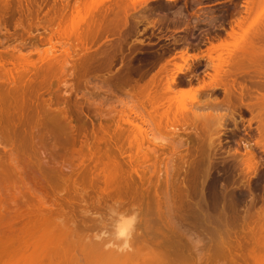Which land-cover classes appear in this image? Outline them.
I'll list each match as a JSON object with an SVG mask.
<instances>
[{"label":"rangeland","instance_id":"1","mask_svg":"<svg viewBox=\"0 0 264 264\" xmlns=\"http://www.w3.org/2000/svg\"><path fill=\"white\" fill-rule=\"evenodd\" d=\"M91 11L109 13V17L110 12L124 13L123 20L127 24L122 31L124 41L119 42L116 36L111 35H103L93 42L74 41L73 38L66 42L41 39L44 36L43 28L50 32L57 28V31H69L73 25L84 27ZM0 13L5 16V19H0L2 171L7 168L6 161L8 164L12 160L15 168L29 164L28 168H24L30 169L41 182L43 193L40 191L39 198L45 199L43 202L50 206L48 208L53 207L51 210L58 213L62 211L59 214L79 229L83 225L93 226V234H101L104 241L112 239V231H108L114 228L112 223L115 219H110L117 218L118 214L120 218L122 213L129 215V211L135 207L140 226L135 225L134 235L143 241L142 246L146 245L157 253L164 251L165 261L170 262L167 264H204L207 255H210L207 264H229L226 257L215 256L206 250V231L203 230L206 228L205 222L199 217L196 224L194 213L196 206H199V210L215 216L220 209L219 203L222 202L220 189L224 188L228 195L233 193L231 195L235 206L231 209L233 222L230 223L227 242L230 241L231 245L235 241L241 243V247L230 248L238 264H253L251 260L243 259L247 258L251 247L244 245L249 237H243L240 231L243 219L252 228L257 229L260 225L257 214L264 209V149L260 145L256 146L260 138L256 122H252L249 128L248 121L252 117L249 111L243 108L240 117L236 107L232 109L234 104L228 107L227 102H224L226 97L233 94L228 95L229 91L223 94L219 82H224V78L215 79L219 88L209 86L213 82L205 75L210 69L204 71L207 61L203 57L211 43H222L224 47L220 51L223 58L232 52L233 55H239L241 46L249 42L244 39L257 37V46L261 47L258 49L263 48L260 61L263 60L261 66H264V0H149L147 3L141 0H0ZM237 22H240L239 28H236ZM231 28L236 32V36L232 38L228 37ZM59 43H65L68 48L70 46L72 52L64 70H61ZM87 48L91 49L88 53L85 52ZM103 50L110 53L107 60L113 57L111 68H102L106 59L96 55ZM185 52L203 57L197 64H193L190 58L183 63L180 56ZM20 58H28L33 63V68L23 69ZM86 61L91 62L88 74L84 70ZM163 65L170 73L175 71L176 66H181L182 69V73L177 75V85L173 87L171 97L168 95L171 98L169 104L168 100L162 98L164 95L161 91H165L163 83L167 79L162 74L156 78L157 87L152 90L153 93L150 92L148 96L142 90L144 84ZM190 67L192 71L189 72ZM248 75L253 76L251 72ZM244 76L237 74L231 79H235L237 85L240 83L253 89L250 84L257 79L251 76L250 82L247 81L250 76L247 80ZM235 88L240 91L239 85L234 90ZM237 90L232 99L235 97L237 100L236 96L239 98ZM245 93L244 91L242 94ZM254 95L256 93H253V97ZM220 102L222 105H219ZM244 102L246 103V98ZM214 104L219 107L216 111L205 108L209 105L216 106ZM189 110L191 113H188ZM194 110L205 117L210 115V120L224 114L226 120L222 123L223 129L217 128L214 121L205 125L208 120L201 119L199 113L196 115L201 118L197 120L193 117ZM161 113L162 116H167L161 117L162 121ZM148 114L152 122L149 120L150 116L146 117ZM140 117H145L146 120ZM230 117L236 121V128ZM147 120L149 121L146 122ZM169 124L174 127H169ZM138 127L148 135L147 141L143 138V150L148 157L143 166L144 152L139 153L136 149V144L142 139L136 135L139 134L135 130ZM107 138L117 140L118 151L112 150L117 155H111L113 159L117 157L116 162L117 159L120 161L117 162L118 166H122L113 173V179L110 180L112 182H105L108 189L102 182L105 181L103 174L98 168H94L96 162H99L95 158L99 155L101 157L103 153H95L96 145L101 150L103 147V150L109 149L105 146ZM86 141L94 149L90 153ZM245 144L251 147L260 165L253 175L241 164V158L242 161L247 158ZM59 155L61 157L56 161ZM55 165L59 167L55 168ZM54 169L61 174H56ZM133 169L137 171L133 172ZM4 172H0V177ZM117 172H120L119 175ZM114 177H118V181ZM14 179L9 182V193L14 195L15 190L20 196L22 183H19L18 177ZM12 182H18V185L15 183V189ZM54 206L60 207L58 209ZM198 224H204V227ZM110 226H113L112 229ZM113 237L116 244L119 239L116 240L115 235ZM172 241H176L174 243L177 245ZM172 245L176 248L178 246L180 251L173 249L175 246ZM146 247L145 253L148 250L151 252ZM256 249L262 251V248ZM172 251L181 253L179 255ZM93 257L90 256V263L88 260L86 262L122 264L120 259L112 262L108 256L102 257L103 261L97 259V256Z\"/></svg>","mask_w":264,"mask_h":264},{"label":"bare ground","instance_id":"2","mask_svg":"<svg viewBox=\"0 0 264 264\" xmlns=\"http://www.w3.org/2000/svg\"><path fill=\"white\" fill-rule=\"evenodd\" d=\"M141 1L143 3H147L149 0H141ZM167 1L173 2V0H167ZM108 14L107 13H100L97 11H95V12L91 11L87 16V19H86L87 22L85 23L84 27L73 25L69 29V31H62V30L57 31V29H58L57 28V29H55L56 31L50 29V30H52L50 32H46V29L43 28L44 36L41 37V35H40V37L43 41L55 40V41H60V42L61 41L66 42V41L72 40V38H73L74 41H90V42H93V41H96L97 39L101 38L103 35H105V36L111 35V36H116L117 41H119V42L124 41V40H122V31L127 25L123 20L125 14L120 13V12H110L111 17H109ZM0 19L1 20L5 19V16H3V15L0 16ZM239 27H240V22H237L236 28H239ZM23 30H24V28H23ZM234 36H236V32L233 28H231V31L228 34V37L232 38ZM256 38L255 39L245 38L244 40L247 39L246 41L247 42L249 41V42L246 43L245 45L241 46L242 48L240 47L241 50H240L239 55H235V54L233 55L232 54L233 52H232V53H229L226 58H223L222 54H221V51H222L221 49H223L224 46L221 45L222 43L217 44V45L216 44L212 45V43H211L210 47L206 51V54H204V57H203V55L202 56H199V54L198 55H190V54H187L185 52L184 54H182L180 56V58L182 59L181 61H183V63L186 62L188 60V58H190L189 60L191 62H193V64L199 63L201 60V57L205 58V60L207 61V65H205L206 68H204L205 69L204 71L207 72V70L210 69L209 72H211V74L209 72H207V74H205V75L209 76L208 78H211L209 80L213 82V83H210V85H209L210 87L214 86L216 88L217 87L219 88L218 83H215V79L220 78V77L224 78L223 80H225L226 82L225 81L221 82L222 80L219 82V84L221 83L220 86H222V88H223V91H224L223 94L225 92H228V91H229L228 95L230 93H233V94H230V96H228V97H226L227 94H225L226 96L225 95L224 96L226 97L225 99H227V101H225V99H224V102H227L226 104L229 105V106L227 105L228 107H231L230 105L233 106V104H234L235 106L232 107V109L233 108L235 109V107H236L235 110L239 112V115L237 114L238 116H240V113H241L243 108H245L246 110L249 111V114H251V116H252L250 118V120L248 121L249 128H250V125L252 122L253 123L256 122L257 126H255V127H256V131L258 133V136L260 138V141L256 142V146L260 145V146H262L261 148L264 149V68H263L264 66H261V63L263 60L260 61V59H262L261 52H263L262 51L263 48L260 50L258 49L261 47H259L260 46L259 44H258L259 46H257V42L259 41V39H256ZM260 40L262 41L263 38ZM252 41H254V42L257 41V42L255 44ZM59 44H60L59 48H60L61 57H62V59H61L62 60L61 70H64V66H66V65L68 66L67 60L72 57L71 56L72 52H70V49H69L70 46L68 48L67 45L66 46L64 45L65 43H59ZM109 49H112V47ZM72 50H73V48H72ZM107 50H103L99 53L96 52L97 53L96 55L99 56L98 58H101L103 60H105L106 58L108 59L110 57L109 52H111V51L108 50L109 51L108 52ZM86 51L88 53L91 51V49L87 48L85 50V52ZM51 54H53V52H51ZM184 55L186 57H184ZM52 56H54V55H52ZM59 56L60 55H58V57ZM45 57H47V56L46 55L44 56V59L46 60ZM54 57H57V55ZM39 58H41V57H38V59ZM111 58L113 59V57H111ZM111 58H110V60L106 59L105 62L102 60L103 61L102 68H106L107 66L110 67V65H112L111 64V62H112ZM89 59L87 61H89ZM47 61H49V60H47ZM90 61H93V60L90 59ZM20 62H21L20 66L25 70L29 69V68H33V63H31V61L28 58H26V59L20 58ZM56 62L58 63V60ZM59 62H61L60 58H59ZM89 63H91V62H89ZM89 63L87 62L85 64V69H84L85 73H87V74H88V72L90 73V69H91V68H89ZM166 64H168V62ZM34 66H35V64H34ZM59 68H60V66H59ZM159 70L160 71L155 76H153L149 82L144 84V86L142 87V90L144 89V91L147 92L148 96H149L150 92L153 93L152 90L157 87L156 78L159 74H160V76L162 74L164 76V78H167L166 82L163 83L164 84L163 87L165 88L166 92L164 91V89L161 91L163 93L162 95H164V96H162V98L168 100L167 102L169 104L171 102L170 93L173 92L172 91L173 87H175L177 85L176 78H177L178 74L182 73V69H181V66L180 67L176 66L175 71L173 73H170L169 71H167L166 66L163 65V66H161V69H159ZM188 71L189 72L192 71V68L189 69ZM250 72L253 74V76L251 75L253 77V79H257L254 82H253L251 76L248 75ZM85 73H83V74H85ZM87 74H85V75L87 76ZM167 74H169V75H167ZM237 74H241L242 76L246 75L247 77L244 76V78H246L245 80H247V78H249V76H250V78L247 81L251 82V80H252L250 86L253 85L251 87L253 89H249L247 86L239 83L238 85H239L240 91H238L237 88H235V90H234V87H237L238 85L235 84V83H237V82H235V79H231V78L236 77ZM164 81H165V79H164ZM203 82H204V80H203ZM137 85H139V84H137ZM232 90H234V91L232 92ZM236 90H237V94L239 97V98H237V96H236L237 100H235V97H234V99H232L233 96L236 95L234 93ZM252 90L255 92H252ZM144 91H142V92L144 93ZM244 91L246 93L242 94V93H244ZM210 92H212V91H210ZM238 92H241V93L239 94ZM253 93H256V96L254 95V97H253ZM168 95L170 97H168ZM245 98H246V103L244 102ZM252 99H253V102H252ZM254 100H255V102H254ZM247 101H249V102H247ZM235 102H238V103L235 104ZM214 105H216V104H214ZM219 105H222L221 102ZM209 106L205 107V108L210 109V110L212 109L213 111H214V109L216 111L219 108V107H217L218 105H216L214 107L212 105H211L212 107L211 106L209 107ZM153 107H154V104H153ZM150 108H151V106H150ZM160 108H161V106H160ZM205 108H203V109H205ZM163 109L166 111L165 108H163ZM227 109L229 110V108H227ZM191 111H193V110H191ZM196 111L194 112L195 114L193 113V117L198 120L201 118L202 115H201V113L197 112L201 115V116L199 115L200 116L199 117L198 115H196L197 114ZM201 111L204 112L203 110H200V112ZM188 113H191L190 110ZM214 113H212V114H214ZM233 113L231 115H233ZM174 114L176 115V112ZM205 115H207V114H205ZM149 116H150L149 114H148V116L146 115V117H149ZM178 116H179V114H178ZM161 117H167V116L166 115L162 116V113H161L160 114V120L162 121L163 118L161 119ZM224 117H225L224 114H223V116L219 115L215 119L214 118L211 119L212 120L211 121L210 120L211 116L207 115L206 117L202 116L201 119L206 120V121L208 120L205 125H208V122H210V123L215 122L214 125H218L217 128L221 127V129H223L222 127L224 125L222 126V123L224 122V119H225ZM235 117H236V115H235ZM140 118L142 119L143 117H140ZM150 118H151V116L149 117V120H150ZM174 118H176V117H174ZM230 118L232 119V117H230ZM143 119H145V117ZM149 120H147L146 122H148ZM150 121L152 122V119ZM194 121L196 123L195 119H194ZM234 121L235 120L232 119V122L236 128L237 123H235L236 121L235 122ZM146 122H143V123L141 122V123L145 124ZM177 122H178V120H177ZM165 123H166V121H165ZM203 123H205V122H203ZM166 124H168V123H166ZM168 126L172 127V128L174 127L173 124H169ZM192 126H194V124ZM135 130H138V133H139V134L136 133V135L138 137L142 138L136 144V149L138 152L139 151L144 152L143 147L145 144V140L146 139L148 140V135L145 133L146 131L141 129L140 127L135 128ZM135 130H134V132H135ZM134 137H135V135H134ZM143 138H145L144 141H143ZM112 140H114V139L112 138ZM107 141L105 143V146H107L109 149L106 148V150H103L104 147L103 148L101 147L102 148V150H101L100 147H98V145H96V148L94 146V148L96 150V152L95 151L94 152L96 154L99 155L103 151V153L101 154L102 155L101 157L99 155V157L95 158L99 162L98 163L96 162L97 165H95L94 168H98L100 170V172L103 174L102 176L105 178L104 179L105 181L102 180L103 178L101 180L104 184H105V182H107V181L109 182L110 180L113 179L112 175H113V173L116 172L118 167H120V168L122 167L121 165L118 166L119 164H117V162L120 163V161H118V159H117V162H116L115 159L117 157L115 159H113L115 157V155H117V154L114 153V152H116L115 150L113 152H112V150L117 149V151H118V148H119V147H117L118 146L117 140L111 141V139L107 138ZM86 143H87V141H86ZM59 144H61V142ZM93 144H95V143H93ZM62 146H63V144H62ZM91 146H90V144L87 143L86 147H87V150L89 151V153L91 152L90 150L93 149V148H91ZM2 149H4V148H2ZM98 149L100 150V152H97V151H99ZM244 149H246L245 155L247 158L242 161V158L239 157V158H241V162H242L241 164L244 165L246 167V170L248 172H251V174L253 175V173L255 174V172H257L258 167H260V165L256 161V156H255L254 152L252 151L251 147H249V145L245 144ZM113 153L115 155H113ZM111 154L114 157H112ZM146 154H147V152L143 153L142 159H144L143 160L144 162H143L142 166L144 164H146V161L148 160L147 159L148 157L146 156ZM98 155H93V156H98ZM10 156H11V154H10ZM88 156H89V154H88ZM90 156H92V154H90ZM53 157L55 158L56 155L55 156L53 155ZM53 157H52V161L54 159ZM60 157L61 156L59 155V157L56 158V161ZM5 158H7V157H5ZM62 158H64V160H65L64 156ZM98 158H100V159L98 160ZM10 161H11V163L8 162V164L9 163L11 164V165L9 164L10 167L7 166L8 164L6 161L5 166L7 168H5V170H4L5 172L0 169L1 173L4 172L2 177H0L1 178L0 179V264H81V262H85V264L86 263L88 264V262L90 263V261H89L90 256H94L93 258H95L96 256L99 257V254H101V256L99 258L96 257L99 260H102L103 258L108 256V258L111 257L110 259L112 262H114V260L116 261V259H120L122 264H167L169 262V261L168 262L165 261L166 258L164 257V251L161 250V251H158V253H157L156 250L153 251L148 246L146 247V245L142 246V245H144L142 243L143 241L140 240L138 236L134 235V231H135L136 227L140 226V225H138L139 224L138 221L136 223V227L134 228V230L131 233L130 238L125 236L124 238L119 239V241H118L119 243L117 242L115 244L116 241L113 242V238H114L113 236L114 235L116 236L117 225L120 222V218H118L120 214H118L117 218L110 219V220L115 219V221H113V223H112V225L114 224V228H113L114 230L112 229L113 226L112 227L110 226V228L112 230H109L110 228L108 229L109 230L108 232L112 231V233H111V235L113 234L112 239H111L112 241L109 239H108V241H104L101 238V234L100 235L93 234L94 231L92 232V229H91L93 226L88 227V226L83 225L84 227L83 228L80 227V229H79V227H77L73 223L69 222L67 219L63 218L60 215V214H62V211H61V213L59 212L60 213L59 214L58 211L55 210L56 211V213H55L54 209L51 210L53 207H51V209H50V208H48L50 206H47L48 204L43 202L45 199L43 200L42 198H39L40 191L42 190L41 182L39 181L38 177L30 169H28L29 171L25 170L26 169V168H24L25 164L22 168H21V166L20 167L16 166L17 168H15V166L12 163V160H10ZM14 161H15V159H14ZM1 163L2 162H0V164ZM54 163H51V164H54ZM123 163L125 164V162H123ZM16 165H17V163H16ZM125 165H127V164H125ZM27 166H25V167H27ZM56 166L57 165H55V168H56ZM57 167H59V166H57ZM1 168L4 169V167H1ZM38 169H40V168H38ZM133 170H132L133 172L137 171V169H133ZM55 171H56V174H57V172H59L58 170H55ZM94 171H97V169H95ZM138 171H140V170H138ZM101 173H100V175H101ZM119 173L117 175H119ZM59 174H61V172H59ZM39 175H41V174L39 173ZM207 176H208V174H207ZM14 177L15 178L18 177L21 182L19 180H17V181H19V183H22L21 186L23 187V190H22V192H20V196H18V193L15 192V190H14V195L12 193L11 194L9 193L10 190L8 189L9 188L8 186L11 184L9 182H11V179L12 178L14 179ZM139 177H140V175H139ZM143 177H144V175H143ZM117 178H115V179H117ZM14 180H12V181L14 182ZM51 180H52V178H51ZM117 181H118V179H117ZM13 182H12V184H13ZM108 182H107V184H109L112 181H110L109 183ZM15 183H17V185H18V182H15ZM15 183L12 186L14 189L16 188ZM105 186L107 187L106 184H105ZM115 186H116V184H115ZM108 187H107V189H108ZM111 187L113 188V186H111ZM223 189H220L221 195L219 194L221 196V200H222V202L219 203L220 204L219 212H216L215 216H213V215L211 216L210 213L205 212L202 209L199 210V206H196L198 211L195 210L197 212V214H196V212H194L195 213V222L197 224V220L199 217H201L203 222H205L206 228L204 227V224H203V226L200 224H198V225L202 226V228L203 227L205 228V229L203 228V230L206 231L204 234L205 238H206L205 247H207L206 250L209 253L212 252L215 256H218V257H226L229 264H238L236 262L235 256L232 254V250L230 248H232V246L241 247L242 245L238 241H235V243H233V245L230 244V241L227 242L228 235H229V227L231 226V224L233 222V216H231V214H233V213H231V209L235 207L233 199H232V195H231L233 193L228 195L226 190L225 189L223 190ZM107 192H103V193H107ZM15 193H17L16 196H15ZM41 193H43V191H41ZM217 195H218V193H217ZM220 196H218V197L220 198ZM218 201H219V199H218ZM45 204H46V206H45ZM59 207H57V208L59 209ZM81 207H82V205H81ZM63 209H65V208H63ZM112 210H114V209H112ZM116 210H115V212L117 214ZM119 212H120V210H119ZM232 212H234V210ZM131 213H132V211L131 212L129 211L128 214L131 215ZM123 214L124 213H122V215ZM79 215L81 216L80 213H79ZM257 216H258V219L260 221V225L257 229L250 227L249 224H246V222L244 221L245 219H243V222H242L240 233L243 237H246V236L249 237V240L246 243H244V245L251 247V250L248 251V253H247V258H243V259L244 260L249 259L253 262V264H264V209H263V211L258 213ZM80 224H82V222ZM86 227H88V228H86ZM108 227H109V225H108ZM244 227H246V230H244ZM93 230H94V228H93ZM137 230H138V228H137ZM89 232H91L90 233L91 235H89ZM105 232L107 233V231H105ZM107 234L109 235V233H107ZM102 236H105V235L103 234ZM109 237H111V236L109 235ZM116 237H115V239L117 240L118 238H116ZM104 238H106V236ZM110 241H111V243H114L115 245L111 244ZM174 242H176V241H174ZM174 242H173V244H176ZM155 245H157V244H155ZM178 245L180 246L179 243H178ZM145 247L147 248V250L150 249V251L152 253L149 252V250L147 251L149 254L145 253V251H144ZM177 248H179V247L177 246ZM177 248L175 246V248H173V249L180 251ZM256 248H262L261 249L262 251H259ZM168 249H170V248H168ZM170 250L168 251V254L170 253ZM178 251H172V252H174V253L177 252L180 255L181 252H178ZM256 251H258V252H256ZM257 254H259V255H257ZM108 258H106V259H108ZM97 259H95V260H97ZM87 260H88V262H86ZM108 260H107V262L110 261V260L109 261ZM209 261H210V255H207L206 262L208 263ZM104 262L106 263V260ZM206 262H204V264ZM100 264H101V262H100ZM114 264H116V262Z\"/></svg>","mask_w":264,"mask_h":264},{"label":"clouds","instance_id":"3","mask_svg":"<svg viewBox=\"0 0 264 264\" xmlns=\"http://www.w3.org/2000/svg\"><path fill=\"white\" fill-rule=\"evenodd\" d=\"M138 221V211L133 207L131 215H121L117 225L116 236L118 239L131 236Z\"/></svg>","mask_w":264,"mask_h":264}]
</instances>
